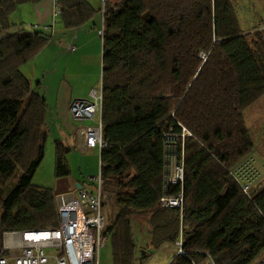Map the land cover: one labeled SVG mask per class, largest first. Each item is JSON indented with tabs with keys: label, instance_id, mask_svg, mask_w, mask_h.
<instances>
[{
	"label": "trees",
	"instance_id": "1",
	"mask_svg": "<svg viewBox=\"0 0 264 264\" xmlns=\"http://www.w3.org/2000/svg\"><path fill=\"white\" fill-rule=\"evenodd\" d=\"M0 0V245L4 232L57 225L52 190L31 183L47 139L46 103L20 67L41 48L43 29H12L16 4ZM66 28L95 11L58 0ZM102 206L112 220V264H136L130 220L143 215L155 247L181 235L187 258L250 264L264 252V185L247 195L231 169L253 150L244 109L264 94V33H244L229 0H103ZM205 54L204 59L200 54ZM188 134L182 135V129ZM182 153L183 202L159 206L166 135ZM67 146L54 142L55 177ZM146 257H141L142 262Z\"/></svg>",
	"mask_w": 264,
	"mask_h": 264
},
{
	"label": "built area",
	"instance_id": "2",
	"mask_svg": "<svg viewBox=\"0 0 264 264\" xmlns=\"http://www.w3.org/2000/svg\"><path fill=\"white\" fill-rule=\"evenodd\" d=\"M58 13V0H53ZM24 29H38L36 25H24ZM10 29L9 31H15ZM99 35L102 36V30ZM74 50V47H71ZM200 57L204 59L205 54ZM90 100H73L68 113L76 122L95 119L93 125H79L80 149H98V155L105 142L102 139L101 126V87L90 92ZM183 134L188 132L183 128ZM163 193L159 197V206L163 208L182 207L183 181L182 153H178L175 135L168 134L165 139ZM235 180L244 193L249 195L250 183L233 173ZM92 189H78L74 193L59 194L56 199L57 225L44 230H26L4 232L0 245V264H46L48 255L45 249L52 250L56 264H98V252L105 246L109 236L104 233L106 220L102 206V179L100 163L98 172L92 177ZM175 248L173 257L187 258L182 247L181 235L172 243ZM171 258V259H172ZM186 264H216L214 259L204 253V258L195 261L187 259ZM250 264H264V252H261Z\"/></svg>",
	"mask_w": 264,
	"mask_h": 264
},
{
	"label": "crops",
	"instance_id": "3",
	"mask_svg": "<svg viewBox=\"0 0 264 264\" xmlns=\"http://www.w3.org/2000/svg\"><path fill=\"white\" fill-rule=\"evenodd\" d=\"M85 1L95 14L76 28L64 26L59 12H55L53 0L20 2L8 15L12 29L18 30L24 25H36L48 36L46 45L24 63L20 70L29 79L31 86L33 80L29 78L30 69L33 70V75L35 69L40 72L41 80L35 82V89H43L47 139L51 136L53 143L59 141L69 148L65 155L69 175V157L73 150L78 151L82 156L98 155L97 148L84 151L80 149L81 139L77 133L79 125H93L95 119L76 122L68 113V107L73 100H90L91 90L101 87L103 46L102 36L98 32L103 30L102 8H100V0ZM15 23H18V26ZM71 47H74V50H71ZM24 65H27L26 70L22 69ZM47 123H50L49 127ZM92 177L90 176L91 180ZM92 183L89 185L92 186ZM75 185L76 190L69 193L81 188L92 189L85 184Z\"/></svg>",
	"mask_w": 264,
	"mask_h": 264
},
{
	"label": "rangeland",
	"instance_id": "4",
	"mask_svg": "<svg viewBox=\"0 0 264 264\" xmlns=\"http://www.w3.org/2000/svg\"><path fill=\"white\" fill-rule=\"evenodd\" d=\"M229 1L233 7L239 27L244 33H249V35L255 31L264 33V0ZM102 5L103 0H100V8H102ZM15 24L18 26V23ZM26 67L27 65H24L22 69L26 70ZM29 78L33 80L32 88L43 94V89H35V82L41 80L39 70L35 69V75H33V70L30 69ZM243 119L253 143V150L231 171L237 177H242L240 180L243 181L245 179L248 181L250 183L249 190L252 192L257 187L264 185V163H262L264 162V126H262L264 125V94L244 109ZM49 124L47 123V127H49ZM69 161L70 175L67 177H55L54 143L51 136H49L44 144L43 158L32 176L31 183L50 188L54 194L55 201L59 194H67L76 190V183L89 185L92 182L90 176H95L98 172V155L82 156L78 151L73 150ZM89 187L92 188L93 183ZM7 190V186L0 190V197L4 196ZM102 210L107 225L111 222L113 215L107 204L103 206ZM143 217V215H136L135 219L130 220L131 233L135 244V263L168 264L175 252V248L169 243H163L155 247L153 233H151L149 226L144 222ZM45 251L48 255L46 264H56L52 250L47 248ZM143 256L146 258L141 262L140 258ZM97 261L98 264H112V250L109 240L105 246L100 248Z\"/></svg>",
	"mask_w": 264,
	"mask_h": 264
}]
</instances>
